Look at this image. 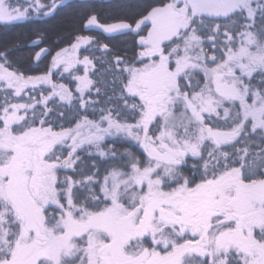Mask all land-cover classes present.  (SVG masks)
I'll use <instances>...</instances> for the list:
<instances>
[{
  "label": "snow or ice",
  "instance_id": "1",
  "mask_svg": "<svg viewBox=\"0 0 264 264\" xmlns=\"http://www.w3.org/2000/svg\"><path fill=\"white\" fill-rule=\"evenodd\" d=\"M21 24L0 264H264V0H0Z\"/></svg>",
  "mask_w": 264,
  "mask_h": 264
},
{
  "label": "trees",
  "instance_id": "2",
  "mask_svg": "<svg viewBox=\"0 0 264 264\" xmlns=\"http://www.w3.org/2000/svg\"><path fill=\"white\" fill-rule=\"evenodd\" d=\"M53 23L60 25L61 28H63L67 32H71L74 28L78 27V24L73 23L71 21V18L68 17L66 14H61V17H59L56 21H53ZM34 27L35 26L31 24H21L12 27L0 26V41L13 40L19 33L30 34ZM29 51L30 49H25L23 55L26 56ZM32 67L33 69H35L37 66L34 64L32 65ZM40 67L42 68L43 65H40Z\"/></svg>",
  "mask_w": 264,
  "mask_h": 264
}]
</instances>
